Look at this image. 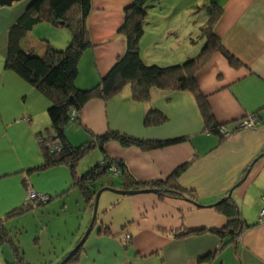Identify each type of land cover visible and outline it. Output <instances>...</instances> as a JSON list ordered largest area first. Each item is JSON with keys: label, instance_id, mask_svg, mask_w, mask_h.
I'll use <instances>...</instances> for the list:
<instances>
[{"label": "crops", "instance_id": "crops-1", "mask_svg": "<svg viewBox=\"0 0 264 264\" xmlns=\"http://www.w3.org/2000/svg\"><path fill=\"white\" fill-rule=\"evenodd\" d=\"M32 1L0 4V220H5L6 230L21 247L23 236L34 231L36 245L46 237L53 246L48 256L39 258L28 256L22 247L25 260L29 264H61L77 255L71 257L93 221L96 196L88 202L75 177L102 163L106 155L123 162L131 177L148 184L164 182L176 169L189 164L178 183L194 193L199 206L162 195L104 192L97 227L73 264H264V157L231 199L246 225L241 235L231 240L228 232L223 237L215 234L213 231L225 229L229 220L217 207H211L245 178L250 165L264 153V0H161L148 11L141 57L149 66L169 67L196 58L199 46L188 33H172L174 39L162 42L157 22L172 11L173 5L180 10L179 15L189 18V23L196 21L203 8L200 6L206 3L222 9L214 33L239 66H233L224 52L216 51L198 73L197 81L217 122L231 132L230 136L206 129L191 92L153 90L150 102H137L127 86L109 100L95 98L85 106L80 120L67 131L73 146L108 132L143 140H184L149 152L108 143L105 151L96 148L91 158L89 153L75 174L65 164L36 171L44 163L39 140L51 130L50 103L29 83L5 69L9 31ZM132 4V0H92L87 25L93 47L80 60L79 88L96 86L126 54V37L120 31L125 11ZM197 23L201 22L197 20L195 27ZM46 25L52 27L48 22L36 25L26 34L22 46L42 56L47 45L65 48L70 44L68 33H55L51 42L30 37L36 27ZM188 35L192 45L186 43L183 54L169 53L168 49L180 47ZM153 51L159 52L151 59ZM152 110L163 113L167 121L147 127L145 119ZM252 117L258 121L256 128H244L242 125ZM105 177L107 181L104 178L96 183L97 193L112 186L122 190V177ZM30 190L50 195L53 200L7 219L25 207ZM198 230L202 232L178 236ZM127 236L132 239L126 240ZM55 238L58 243L62 241L61 248ZM0 264H17L12 248L1 238Z\"/></svg>", "mask_w": 264, "mask_h": 264}, {"label": "trees", "instance_id": "trees-1", "mask_svg": "<svg viewBox=\"0 0 264 264\" xmlns=\"http://www.w3.org/2000/svg\"><path fill=\"white\" fill-rule=\"evenodd\" d=\"M132 1V6L125 11V22L120 31L126 37V54L117 60L115 66L96 86L89 89L79 88L76 81L79 76L80 60L84 52L93 47L87 25V20L92 12V0H33L10 29L5 69L14 72L29 83L50 103L51 130L47 136L41 137L39 140L44 163L36 171L65 164L75 174L78 164L89 153L96 148L105 151L106 145L112 142L126 148L137 147L149 152L166 148L184 140L183 138L168 141L143 140L119 132H108L83 145L73 146L67 139V131L72 123L80 120L85 106L95 98L109 100L121 93L127 86L131 87L132 97L137 102H150L153 90L193 93L206 129L210 133L222 135L221 130L224 126L217 122L209 99L201 91L197 81L198 73L205 67L209 56L216 51L224 52L233 66H239L238 61L224 50L222 43L214 33L213 27L222 9L214 5L209 11L211 16L204 29L207 44L196 58L169 67L149 66L141 57L140 43L145 34L148 11L161 0ZM43 22H48L56 28H68L71 32L70 45L67 48L47 45L42 56L34 50L25 49L22 46V41L26 34ZM73 111L77 112L75 118L72 116ZM166 121L167 117L163 113L152 110L145 119V125L147 127L159 126ZM56 141H59L60 148H56L57 145H54ZM188 166L189 164H186L176 169L172 176L164 182L148 184L141 183L131 177L123 162L114 161L105 155L102 163L91 167L83 175L74 177L76 186L82 188L88 202H91L97 194L96 183L105 176L113 175L112 169L114 167L120 170L118 176L123 178L121 188L123 191L160 189L164 190L162 196L196 202L194 193L181 188L178 183ZM48 196L51 202L53 198ZM44 205L46 204L41 203V205L34 207L27 201L25 207L9 214L7 219L13 216H21ZM217 209L229 221L225 229L214 230L213 232L220 237L228 232L231 240L241 235L245 222L240 216L237 205L230 199L218 206ZM4 222L5 220H0L1 240L12 248L17 264H29L25 260L19 241L9 235ZM101 231L103 232V230ZM200 232L202 231H190L178 236L184 237ZM223 240V246L227 245L225 239ZM81 251L69 260L68 264L77 262Z\"/></svg>", "mask_w": 264, "mask_h": 264}, {"label": "rangeland", "instance_id": "rangeland-1", "mask_svg": "<svg viewBox=\"0 0 264 264\" xmlns=\"http://www.w3.org/2000/svg\"><path fill=\"white\" fill-rule=\"evenodd\" d=\"M204 3L205 2H202V4H204ZM210 6H211L210 3H206V4H204V6H200V7H203V8H202L201 12H198L199 16L197 17L196 21L199 20V22H201V23H197V24L198 25L202 24V25H200L199 27L197 25L195 27L196 21L194 20V22L189 23V18L187 20V19H185L183 17V15H179L178 11H180V10L177 7H174V5H173L172 6V11L169 12V14L167 16H165V17L163 16L157 22V25L159 26L158 28L156 27L157 30H158L157 33H162L160 35V36H162L161 40L164 37L162 42H167V40L171 39V38L174 39V35H172V33H188L189 35H192V39L195 40L196 43H198L199 49H198L197 53H195V56H198L200 54V52L203 50V48L206 46V44H207V36L205 35L204 29H205V27L207 25V22H208V20L210 19V16H211L209 11L212 9V7H210ZM55 33H68V34L71 35V32H70V30L68 28H65V27L56 28L53 25H52V27L46 25V26H38V27H36L34 32H32L30 37L31 38H35V39L38 38L39 40H48V41L51 42V37H52V39L56 38ZM164 33H166V35L163 36ZM188 36H186V40L185 39L182 40V42L180 44V47H178V48L175 47L173 49H168L169 53H172V54L175 55V54H178V53L182 52V54H183V52L185 51V48L187 46L186 43L189 44V41L187 40V38L189 39L190 36L189 37ZM190 45H192V44L190 43L189 46ZM56 48H61V47L57 46ZM65 48H67V46ZM160 48H158V49H160ZM158 52L159 51H153L152 54H151V56H152L151 59L157 57L156 54H158ZM91 155L92 154L90 153L89 154L90 158L92 157ZM86 159H88V157ZM104 178H105L106 181L108 180L107 177H104ZM119 181L120 180L117 179V182H119ZM35 203H37V202H35ZM66 217H67V215H66ZM68 217H70V216H68ZM60 222L64 223V220H60ZM97 222H98V216H97V219H96V221L94 223L93 230L95 229V227H97ZM31 228H33V227H31ZM36 234H37V232L34 231V232H30L28 235L25 234L23 236V238L21 239L20 242H22V247L24 249V252L27 253L28 256H33L34 258H39L41 256H48L50 248L53 247L52 243H50V240H48V238L45 239L46 237H44L43 241L41 242V245H36L35 244ZM128 237H129V239H132L131 236H127L125 239L127 240ZM55 240H56V238H55ZM55 243L58 244L59 248H61V246H63L62 241H60V243H58V241L56 240ZM82 248H80L79 251H81ZM64 262L65 261H63L61 264H63ZM68 262H66V264H68Z\"/></svg>", "mask_w": 264, "mask_h": 264}, {"label": "water", "instance_id": "water-1", "mask_svg": "<svg viewBox=\"0 0 264 264\" xmlns=\"http://www.w3.org/2000/svg\"><path fill=\"white\" fill-rule=\"evenodd\" d=\"M20 1H23V0H1L0 1V4L2 6H11L13 4V2H20ZM264 157V153L257 159L255 160L249 167L248 169V172L245 176V178L240 182L238 183L233 189H231L228 193V195L223 198L220 202L216 203L214 206H211V207H218L220 206L221 204L229 201L230 199H232V196H233V193L234 191L236 190V188L240 187L249 177L252 169L254 168V166ZM113 192L117 195H120V196H137V195H142V194H154V195H161L162 193H164V190H160V189H144V190H136V191H123V190H116V189H113L112 187H107V188H104L102 189L101 191H99L96 195V199H95V207H94V216H93V221L89 227V229L87 230L86 234L84 235V237L82 238V240L80 241L79 245L77 246V248L73 251L72 256H74L79 250L80 248H82L90 234L92 233L93 231V228H94V223L97 219V216H98V208H99V202H100V198L102 196V194L104 192ZM188 202H191L195 205H198L196 202H193L191 200H187ZM199 206V205H198ZM201 207V206H200ZM204 208V207H203ZM69 259H67L63 264H65L66 262H68Z\"/></svg>", "mask_w": 264, "mask_h": 264}, {"label": "built area", "instance_id": "built-area-1", "mask_svg": "<svg viewBox=\"0 0 264 264\" xmlns=\"http://www.w3.org/2000/svg\"><path fill=\"white\" fill-rule=\"evenodd\" d=\"M72 116L75 118L77 116V112L76 111H73V114ZM258 121L257 119L254 117L250 118L249 120H247L242 126L246 129H254L257 125ZM221 133L222 135L224 136H230L231 135V132L227 129V128H222L221 130ZM54 145L57 147L56 148H60V144H59V141H56L54 143ZM120 170L117 168V167H114L112 169V173L113 175L115 176H118ZM28 202L31 203L34 207H36L37 205H41L42 204H47L50 202V197L48 195H44V194H38L32 190H30L29 192V195H28ZM37 202V203H35ZM261 219L264 221V209L262 211V214H261ZM129 239V237L127 238V240Z\"/></svg>", "mask_w": 264, "mask_h": 264}]
</instances>
